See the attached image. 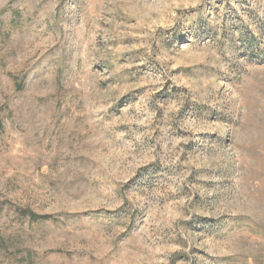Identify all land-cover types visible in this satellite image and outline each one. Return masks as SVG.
Wrapping results in <instances>:
<instances>
[{
    "label": "rangeland",
    "instance_id": "obj_1",
    "mask_svg": "<svg viewBox=\"0 0 264 264\" xmlns=\"http://www.w3.org/2000/svg\"><path fill=\"white\" fill-rule=\"evenodd\" d=\"M0 264H264V0H0Z\"/></svg>",
    "mask_w": 264,
    "mask_h": 264
},
{
    "label": "trees",
    "instance_id": "obj_2",
    "mask_svg": "<svg viewBox=\"0 0 264 264\" xmlns=\"http://www.w3.org/2000/svg\"><path fill=\"white\" fill-rule=\"evenodd\" d=\"M27 215H29L30 219H37L38 217H41V218H45L46 216H38L37 214H35L34 212H27L26 213Z\"/></svg>",
    "mask_w": 264,
    "mask_h": 264
}]
</instances>
